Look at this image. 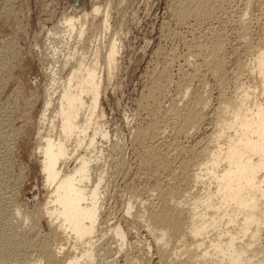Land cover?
Returning a JSON list of instances; mask_svg holds the SVG:
<instances>
[{"label": "bare ground", "instance_id": "bare-ground-1", "mask_svg": "<svg viewBox=\"0 0 264 264\" xmlns=\"http://www.w3.org/2000/svg\"><path fill=\"white\" fill-rule=\"evenodd\" d=\"M240 1L239 44L247 54L230 71L237 82L244 72L258 81L237 84L232 97L224 91L231 78L226 34L210 23L237 0H181L175 13L179 23L210 22V40L191 48L194 61L216 82L217 102L211 104V91L187 93L194 79L184 71L174 83L183 103L165 108L173 79L165 69L153 70L141 103L150 106L149 119L131 134L137 147L134 177L142 174V186H132L126 207L114 218L106 209L119 191L109 190L114 176L100 164L102 143L110 140L101 101L120 52L115 36L105 42L110 8L94 3L90 13H67L50 28L41 50L51 64L40 117L44 129L37 137L46 193L34 194L33 211L29 203L26 211L15 207L25 223H34L22 229L20 222H15L19 227L8 223L7 232L0 233L7 256L17 264H264V46L256 45L251 17L255 2L264 0ZM209 114L214 124L204 130ZM199 132L193 142L186 140ZM118 159L116 167L126 169L128 162ZM41 220L47 232L37 227Z\"/></svg>", "mask_w": 264, "mask_h": 264}, {"label": "rangeland", "instance_id": "rangeland-1", "mask_svg": "<svg viewBox=\"0 0 264 264\" xmlns=\"http://www.w3.org/2000/svg\"><path fill=\"white\" fill-rule=\"evenodd\" d=\"M78 1L0 0V161H3L0 162V233L3 230L7 232L9 222L11 224L14 222V225L20 226L19 228L31 226L34 223L33 220L29 221L32 223L28 221L25 223L22 219L23 215L17 213L15 207L23 205L22 209L25 210V203H29L28 208L33 211L31 205L37 198L35 196L39 195L38 197L42 198V194L46 193L41 183L43 174L39 169L41 157L37 152V147L40 146L37 137L39 131L44 129L40 117L45 105L46 69L51 63L49 62L48 65V60L42 57L44 56L42 52L50 39L48 31L59 23V19L65 14L78 16L85 11L91 12L94 3L100 5L102 9H107L109 6L112 26L107 38L113 35L119 44L118 68L112 77L109 90L105 92L101 101L102 108L105 110L103 123L110 131V140L102 143L101 150L104 157L100 164L114 176H111L109 190L113 192V189L117 187L119 191H117L119 194L115 191L116 194L113 193L114 195L112 194L108 201L106 211L111 216L109 218H114L123 212L128 202L127 194H130V189L139 187L137 185L143 182L139 181L141 173L138 177H134L138 172L136 152H134L137 147L133 143L131 134L137 125H145L149 119L150 106H141V103L146 101L145 96L148 94V88L153 79L151 77L155 71L165 69L173 79L167 88L169 92L166 93L163 102L165 108L172 103H176L177 107L178 104L181 106L180 104L183 103V99L179 100L175 87L177 82L181 81L180 75L184 71L188 75L191 74L190 76L194 79L191 88L189 87L186 92L198 94L202 90V92L211 91L214 95L211 104H215L217 102L216 82L210 74L206 72L205 75L202 71L204 68L201 67V61H194V48L191 47L198 41L210 40L211 34L206 30L216 25L219 31L222 30L226 34L227 62L231 77L224 88L226 94L230 97L234 96L239 83L240 86L243 83L253 85V82L256 84L258 81L257 77L252 78V75L244 72L240 77L242 81L237 82V77L231 72L237 68L239 59L247 54L244 46L241 47V43L239 44L241 32L238 21L243 13L241 9L244 8L240 0H237L235 5H226L223 14L218 17L219 21L218 19L211 21L213 24L198 19L179 23L175 13L181 0ZM255 3L256 6L254 5L251 14L252 21L255 20L252 22L254 38L257 41L256 45L261 43L264 46V3L260 1ZM109 38L105 39L106 44ZM90 40L91 38L88 41ZM88 45L92 47L93 43L89 42ZM190 60L191 62L188 63ZM204 76L205 79H203ZM208 116L203 123L204 130L212 128L214 124V120H210L212 116L210 114ZM199 136H202L200 132L186 140L193 142ZM186 140L183 142H187ZM162 150L164 152V146ZM122 156L128 163L125 165L126 169L119 170L115 164ZM127 169L130 171L128 172ZM121 170L126 171L121 175L119 173ZM9 194L12 200L15 199L11 200V203L7 201ZM23 210L21 211L25 212L27 209ZM15 222L17 224L20 222L21 225L18 226ZM24 223L26 226L23 225ZM38 224V228L44 232L48 231L49 227L44 220ZM0 243V264H17L18 260L11 255L7 256L6 246Z\"/></svg>", "mask_w": 264, "mask_h": 264}, {"label": "water", "instance_id": "water-1", "mask_svg": "<svg viewBox=\"0 0 264 264\" xmlns=\"http://www.w3.org/2000/svg\"><path fill=\"white\" fill-rule=\"evenodd\" d=\"M79 1L81 2L82 0H79ZM79 1H78V2H79Z\"/></svg>", "mask_w": 264, "mask_h": 264}]
</instances>
